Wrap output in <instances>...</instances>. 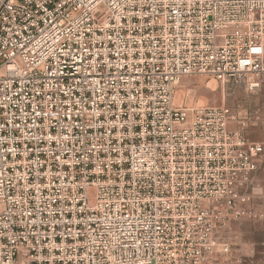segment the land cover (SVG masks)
Instances as JSON below:
<instances>
[{"label":"built area","instance_id":"built-area-1","mask_svg":"<svg viewBox=\"0 0 264 264\" xmlns=\"http://www.w3.org/2000/svg\"><path fill=\"white\" fill-rule=\"evenodd\" d=\"M197 75L264 85V0H0V264L233 263L264 142Z\"/></svg>","mask_w":264,"mask_h":264},{"label":"rangeland","instance_id":"rangeland-1","mask_svg":"<svg viewBox=\"0 0 264 264\" xmlns=\"http://www.w3.org/2000/svg\"><path fill=\"white\" fill-rule=\"evenodd\" d=\"M176 101L184 105H229L237 114H256L258 124L250 126L251 140L264 142V85L255 91L245 85L222 84L206 75L189 76L176 90ZM264 165V155L262 158ZM256 199L264 203V174L256 176ZM226 241L231 247V264H264V221L243 220L232 224ZM240 259V263L236 260Z\"/></svg>","mask_w":264,"mask_h":264}]
</instances>
